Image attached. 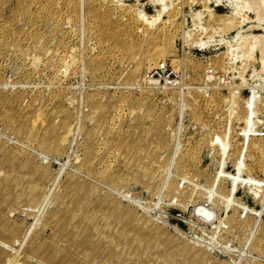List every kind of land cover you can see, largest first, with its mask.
<instances>
[{
	"label": "rangeland",
	"instance_id": "1",
	"mask_svg": "<svg viewBox=\"0 0 264 264\" xmlns=\"http://www.w3.org/2000/svg\"><path fill=\"white\" fill-rule=\"evenodd\" d=\"M262 61L264 0H0V264H264Z\"/></svg>",
	"mask_w": 264,
	"mask_h": 264
},
{
	"label": "bare ground",
	"instance_id": "2",
	"mask_svg": "<svg viewBox=\"0 0 264 264\" xmlns=\"http://www.w3.org/2000/svg\"><path fill=\"white\" fill-rule=\"evenodd\" d=\"M162 10H164L165 9V6L164 5H162ZM173 12L172 11H170L168 14H172ZM231 14H233V13H231ZM145 20V19H144ZM167 26V25H166ZM161 28H163V26H161L160 27V29ZM159 29V30H160ZM261 69H262V71H264V61H262V64H261ZM249 108H250V101H248L247 103H246V105H245V110H246V113H245V117H244V129H243V131H242V139H243V141H242V149H243V145H245V142H246V138L247 137H250V136H253V135H249V132L252 130L251 129V120H250V115H249ZM251 125V126H250ZM241 135V134H240ZM255 135H264V133H260V134H255ZM63 138V137H62ZM247 143V142H246ZM241 149V150H242ZM241 152V151H240ZM239 155H241V154H239ZM235 168H236V170H237V173H240V171H241V169L239 168V164H238V161H236V163H235ZM228 177V176H227ZM230 177V176H229ZM236 179L237 178H227L226 180L227 181H229L230 182V187H231V189H229V193H231L232 192V188L234 187H236V185H237V182H236ZM234 183H233V182ZM244 181V180H243ZM246 184H248V183H246ZM200 208V207H199ZM198 211H203V208L202 209H198ZM208 217V216H207ZM207 219V218H206ZM209 219V218H208ZM207 219V220H208ZM2 255V254H1ZM5 257H8V256H5ZM12 260V259H11ZM4 262H8V259H6V261H4ZM209 262V261H208ZM5 264V263H4Z\"/></svg>",
	"mask_w": 264,
	"mask_h": 264
},
{
	"label": "built area",
	"instance_id": "3",
	"mask_svg": "<svg viewBox=\"0 0 264 264\" xmlns=\"http://www.w3.org/2000/svg\"><path fill=\"white\" fill-rule=\"evenodd\" d=\"M166 70V64L165 63H161L158 66H156L155 68H153V70L150 72V76H157L158 78H160L161 74ZM159 80V79H158Z\"/></svg>",
	"mask_w": 264,
	"mask_h": 264
},
{
	"label": "water",
	"instance_id": "4",
	"mask_svg": "<svg viewBox=\"0 0 264 264\" xmlns=\"http://www.w3.org/2000/svg\"><path fill=\"white\" fill-rule=\"evenodd\" d=\"M233 182V181H232ZM234 183V182H233ZM233 190H234V187L232 188V192H233Z\"/></svg>",
	"mask_w": 264,
	"mask_h": 264
}]
</instances>
